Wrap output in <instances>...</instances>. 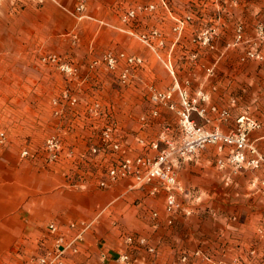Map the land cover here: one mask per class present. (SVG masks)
I'll return each instance as SVG.
<instances>
[{"label":"rangeland","instance_id":"374dc122","mask_svg":"<svg viewBox=\"0 0 264 264\" xmlns=\"http://www.w3.org/2000/svg\"><path fill=\"white\" fill-rule=\"evenodd\" d=\"M91 1L76 0L73 9L61 5L60 9L76 24L54 37L50 35V11L46 7L48 0H0V42L6 41L9 33L17 29L20 22H24L25 32L17 30L18 37L22 38L30 30L28 37L22 40L25 54H20L14 63L18 70L7 69L5 78L17 83L19 92L25 94L26 91L50 93L52 85L63 84L62 88L51 92L53 96L49 100L14 103L0 100V134L6 136L4 143L0 144V161H50L46 144L54 136L60 138L64 146L59 159L55 161L72 157L62 132L42 135L43 126L40 128L35 121H42L46 113L53 118L62 116L63 119L70 113H76L79 106L85 105L80 99L85 89L79 86L85 80L92 83L93 87L94 82L98 86L97 97L84 108V111L95 117L96 124H93V145L81 152L76 161H111L103 169L102 179L121 158L146 156L155 159L158 153L149 147L153 141L159 143L160 150L170 153L169 161L177 178V161H202L206 158L214 161L212 166L218 170L230 168L235 174L264 168V149L252 140V134L264 127V119L249 110L238 115L233 99L236 78L239 77L240 81L245 78V71L236 70L235 66H264V0H157L146 6L129 8L121 14V22L133 32L130 38L119 39L115 45L112 39L111 42H105L100 38H84L80 32V24L90 20L87 9ZM81 5L84 8L78 10ZM130 11L136 12L135 17L125 20ZM162 15L167 16V25H163L164 20L163 23L161 20L156 22ZM34 16L38 22L36 27L29 29L27 19ZM145 17L154 18V22L144 26L141 19ZM39 29L42 36L35 39V31ZM87 47L91 49L90 56L76 57V51ZM98 49L99 53H95ZM122 53L126 57L141 59L142 62L129 65L125 59H119L116 68L108 67L104 57L108 54L119 57ZM51 55L57 56V63L49 61ZM62 63L72 65L76 69L75 74L63 71L60 67ZM125 70L129 73L127 84L121 81ZM142 75L144 83L139 86L137 81ZM220 83L226 96L220 95ZM108 88L132 95L126 108L134 111V117H129L128 121L127 118L114 117L111 109L114 104L106 93ZM2 93L10 91L2 90L0 86ZM65 93L76 97L78 102L73 105L62 99ZM155 93L171 94V97L155 101ZM5 94L2 95L4 98ZM11 104L15 106V111L18 110V123H12ZM14 117H17L16 112ZM110 123H116L118 130L126 132L136 133L140 130L132 144L124 147L116 133L121 144V150L116 151L104 142V131ZM130 127L138 129L131 130ZM156 127H160V132L155 140L143 134ZM18 129L25 134H17ZM243 131L248 133L247 145L241 149L245 161L258 160V166L237 162L235 139ZM139 139H144L145 144L140 143ZM138 146L142 147V153L135 158L130 157L128 148ZM24 150L30 151L28 157H22ZM261 184L264 187V180ZM134 186L143 187L135 182ZM160 190L166 192L167 205V191ZM177 196L193 212L191 215L177 214L173 219L179 215L193 216L195 211L192 203H195L196 198L181 193ZM257 219L260 224L254 231V237H257L255 247L259 264H264V219L261 215ZM48 251L45 244L40 245L34 263L39 264V258ZM191 259L189 263H193Z\"/></svg>","mask_w":264,"mask_h":264},{"label":"crops","instance_id":"0c3cea01","mask_svg":"<svg viewBox=\"0 0 264 264\" xmlns=\"http://www.w3.org/2000/svg\"><path fill=\"white\" fill-rule=\"evenodd\" d=\"M154 1L157 0H92L87 9L90 20L80 24V32L84 38H100L105 42L112 39L115 45L119 39L130 38L133 32L121 22L123 11ZM61 5L73 9L76 0H48L50 35L54 37L76 24L60 9ZM163 15L156 22L161 20L163 23L164 20L163 25H167L168 18ZM35 19V16L27 19L29 29L36 27L38 21ZM153 19L145 17L141 22L146 26L154 22ZM24 29V22H20L7 40L0 42V86L2 90L10 91L0 94V100L12 103L49 100L53 96L51 92L59 90L63 84L52 85L50 93L26 91L25 94L19 92L17 83L5 78L7 69L18 70L15 60L25 54L22 40L28 37L30 30L22 38L16 35L17 30L24 33ZM41 36L40 29L35 31V39ZM91 53L90 47L82 48L76 51V57H88ZM235 69L245 71V78L240 81L237 77L234 84L236 113L249 110L264 119V66L239 68L236 65ZM139 79L137 84L141 86L143 75ZM94 85L85 80L79 83L82 90L85 89L84 92L80 90V99L85 105L79 106L76 113H70L64 119L46 113L42 121H35L40 128L43 126L42 135L62 132L72 157H63L59 161H0V264H35L40 245L45 244L53 251L58 247L59 238L63 239L60 249H65V264H127L120 260L123 254L130 255L128 264H186L183 256L193 257L196 251H202L211 260L203 256L191 257L193 263L189 264H259L254 231L259 228L258 215L264 219V187L261 184L264 168L235 174L230 168L218 170L212 166L214 161L206 158L177 161L180 183L196 198L192 203L195 214L179 215L174 224L169 225L165 191L153 195L155 185L135 187L133 178L102 188L99 186L102 171L112 162L76 161L94 141L95 117L84 111L86 104H91L97 97L98 86L95 82ZM222 91L220 83V95L226 96ZM106 93L114 104L111 109L115 118H127L128 121L129 117H134V111L126 108L131 94L120 93L114 88H108ZM14 107L11 104V120L18 123V110ZM15 112L17 117H14ZM159 128L143 134L155 140ZM139 130L136 133L129 129V132L117 131L123 147L132 144ZM17 134L25 133L18 129ZM252 140L264 149V127L252 134ZM141 153L142 147L128 148L130 157L135 158ZM74 223L90 224L82 240L75 242L77 252L68 247L80 232V226L71 228ZM51 224L57 225V233L51 232ZM126 235L147 238L155 252L145 247H129Z\"/></svg>","mask_w":264,"mask_h":264},{"label":"built area","instance_id":"2783aa9c","mask_svg":"<svg viewBox=\"0 0 264 264\" xmlns=\"http://www.w3.org/2000/svg\"><path fill=\"white\" fill-rule=\"evenodd\" d=\"M84 7L81 5L78 7V10H82ZM136 12L130 11L125 20L135 17ZM119 59H125L129 65L141 63V59H136L134 57H126L125 54H121L119 57H115L113 54H108L104 57V60L108 67L116 68ZM50 62L57 63L58 58L55 55H51L49 57ZM61 69L67 73L75 74L76 69L68 64L62 63ZM121 81L123 84H127L129 81V73L128 70H125L121 75ZM171 97V94L163 95L162 93H155L153 95V99L155 101L165 100ZM62 99H66L70 101L73 105H75L78 100L76 97H73L69 93H65ZM157 114V113H155ZM185 115V113H184ZM186 116V115H185ZM253 125L256 126L255 122H252ZM118 131V127L116 123H110L104 131V142L107 146L111 147L113 150L119 151L121 150L120 141L116 137V133ZM247 136L248 133L243 131L239 137L235 139V143L238 147V152L236 155L237 162L240 164H245L249 166H258L260 161H245V154L241 151L247 145ZM6 139L4 133L0 134V144H3ZM139 142L145 144L144 139H139ZM47 150L50 153L49 160L55 161L60 157V152L63 149V142L60 138L54 136L47 141ZM150 149L157 151V156L155 159L148 158L146 156H139L135 159L131 158H121L119 159L113 166H111L106 172L105 178L100 181L101 187H108L110 184L118 182L123 179L133 178L135 183L139 186L144 185H155L151 194L155 195L160 191V189H164L167 191V205L166 212L170 215V220L168 223L172 225L174 223L173 217L177 214L183 213L185 215H191L193 210L191 207H186L180 200L178 199L177 194L181 193L186 195L189 198H194L192 196V192L183 188V186L179 183L176 172L172 167L171 161H169L170 153L167 151L160 150V145L156 141L149 143ZM30 155L29 150H24L22 153V157H28ZM154 217L158 218V214L154 213ZM80 228V232L76 235L74 241L68 245L74 252H77V246L75 242L82 240L84 233L90 228V224H81L78 225L74 223L71 225V228L76 229ZM50 230L52 233L58 232V227L56 224L50 225ZM126 243L129 247L136 249L145 247L150 252H155V249L149 245V241L147 238L136 236V235H128L125 237ZM63 242L62 238L58 239V247L55 250L48 251L45 255L41 256L38 260L39 264H65L63 257L65 253V249L61 248V243ZM203 256L206 260H211V257H207L203 255L202 251H196L193 254V257ZM191 255H184L182 260L185 263H189L191 259ZM120 260L124 263H130L131 257L129 254H123L120 257Z\"/></svg>","mask_w":264,"mask_h":264}]
</instances>
